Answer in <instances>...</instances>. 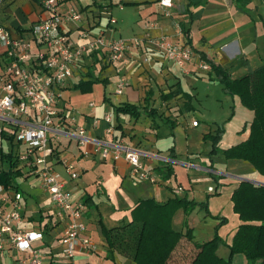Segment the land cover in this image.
<instances>
[{"label": "crops", "instance_id": "1", "mask_svg": "<svg viewBox=\"0 0 264 264\" xmlns=\"http://www.w3.org/2000/svg\"><path fill=\"white\" fill-rule=\"evenodd\" d=\"M172 2V7L165 9L159 0H59L61 11L74 7L81 12L79 22L63 28L71 45L81 44L80 33L88 31L107 39L167 37L192 52V58L179 67L159 50L143 44L130 48L125 57L114 64L107 61L105 50H98L85 54L75 63L71 78L60 89L57 119L62 121L63 129L59 135L49 133L53 150L50 163L61 174L66 190L75 194L74 199L70 195L73 203L83 202L84 197H88L91 206L86 207L84 215L85 235L94 246L77 252L71 264H134L118 249L112 251V260L107 258L108 246L99 221L106 229L120 228L130 223L131 210L138 201L154 200L163 204L174 197H186L198 203L206 201L209 214L199 208L186 217L182 209H177L171 218L172 230L184 233L186 221L193 242H205L214 237L217 228L223 245L217 248L216 255L227 260L229 245L243 223L233 211L232 195L242 182L264 186V177L245 161L197 153L193 147L195 142L205 144L203 137L213 131L210 123L201 125L198 121L196 127L192 126L193 117H188L196 110L192 104L195 95L205 94L209 99L227 96L203 60L220 66L234 80L264 65V0H250L248 14L236 10L233 0ZM46 16L36 0H5L0 5V25L15 38L29 39L30 28ZM111 18L115 24L109 22ZM46 53L40 42H32L31 59L26 67L33 73L42 72L35 68L36 60ZM4 54L5 48L0 44V73L6 61ZM205 64L207 69L202 67ZM86 80L94 81L90 92L74 89L78 82ZM121 80L126 85L122 93L117 94ZM182 94L189 96L191 110L185 109ZM122 104L148 105L159 117L153 119L141 114L133 118L116 113L114 107ZM106 114H111L110 123L103 120ZM164 119L169 120L172 128ZM27 120L28 117L23 116L20 121ZM93 120H96L95 125ZM200 120L204 123L203 118ZM0 127L7 136L3 137L0 149L8 154L9 136L15 127L5 120H0ZM77 127L86 130L89 141L84 146L78 144ZM248 135L249 130L228 148L244 142ZM90 141L111 146L109 156L104 159L95 153ZM119 147L138 151L140 163L155 177V182L133 177L124 151L118 159L113 157L114 149ZM15 150L22 151L23 146H15ZM64 162L72 166L77 174L75 179L66 173ZM166 165L172 170L167 180L158 173ZM19 180H24L31 188L38 183L39 196L23 191ZM15 184L22 195L25 229L42 232V238L34 241L33 246L42 251L43 264H70L62 256L60 244L67 220L56 217L48 192L41 188L36 177L25 172ZM177 187L181 192L175 194ZM210 187L213 191L208 190ZM193 253L191 242L184 238L174 251L182 262ZM23 256L8 247L0 252V264H20ZM231 260L233 264H247L242 254L233 255Z\"/></svg>", "mask_w": 264, "mask_h": 264}, {"label": "built area", "instance_id": "2", "mask_svg": "<svg viewBox=\"0 0 264 264\" xmlns=\"http://www.w3.org/2000/svg\"><path fill=\"white\" fill-rule=\"evenodd\" d=\"M5 0H0L1 3ZM46 18L34 24L29 30V39L13 37L11 32L0 25V44L5 48V65L0 73V120H5L15 127L14 142L23 146L17 154V159L31 176L39 180L41 188L48 192L55 208L58 219H66L65 231L60 238L61 254L70 264L77 252L93 249L91 240L85 235L86 224L84 215L86 206L82 202L73 203L70 193L65 188L64 180L50 163L53 150L49 144V133L59 135L63 123L58 118V103L60 89L73 74L75 63L85 54L105 50L107 61L110 64L121 61L127 51L142 44L159 50L167 60L183 67L191 58L190 48L172 42L167 37L107 39L103 35H93L88 31L80 33L82 43L71 45L63 28L66 24L79 22L81 12L74 7L61 11L57 0H36ZM161 7H172V0H159ZM115 24L114 19H110ZM152 26H155L152 24ZM151 27V26H150ZM32 42H40L46 49L44 68L40 73H33L27 63L31 59L30 49ZM146 61V59H145ZM207 69V65L202 66ZM125 81L118 84L116 93L121 94ZM28 120L22 122L21 117ZM73 121V118L71 119ZM104 122L110 123L111 114L103 117ZM96 120H93V125ZM198 122L193 120L191 125L196 127ZM0 127V146L3 141ZM108 132L110 129L107 130ZM79 146H84L89 139L84 127L76 128ZM94 144L95 153L107 158L111 146L98 141ZM130 166V174L139 180L155 182L151 172L144 169L139 161V152L129 148L114 149L113 157L122 156ZM66 173L71 179L77 174L72 166L63 163ZM213 191L212 187L208 188ZM181 192V188L174 189V193ZM42 238V232L27 230L24 227L22 195L20 192L8 191L0 185V252L6 248L24 254L20 264H43L44 256L40 249L33 246V242Z\"/></svg>", "mask_w": 264, "mask_h": 264}, {"label": "trees", "instance_id": "3", "mask_svg": "<svg viewBox=\"0 0 264 264\" xmlns=\"http://www.w3.org/2000/svg\"><path fill=\"white\" fill-rule=\"evenodd\" d=\"M67 1L71 0H63V2ZM249 3L250 0H233L235 9L245 14L250 11L247 8ZM46 57V54H42L37 58L38 66L35 67L37 70H43ZM203 61L208 65L211 75L221 85L223 93L232 98L236 97L243 107L253 112L248 138L240 144L222 151L219 148L222 130L217 128L213 135H205L203 139L210 138L212 144L209 156L220 154L227 160L245 161L264 177V65L251 70L242 79L234 80L220 66L207 60ZM93 83L92 80L80 81L74 89L87 93L91 91ZM182 96L185 99V109L191 110L189 96L186 94ZM114 110L116 113L127 114L133 118L141 114L153 119L159 117L156 110L149 109L148 105L139 107L122 104L114 107ZM163 121L170 124L167 119ZM170 125L172 128V124ZM10 135L8 154L0 149V185L5 190L20 192L15 180L24 172L29 173L19 163L17 154L20 151H16L15 146L20 145L14 144V134ZM2 137H7L3 130ZM158 173L162 179L167 180L172 175V170L167 166L160 168ZM212 176L217 180L215 175ZM232 202L234 213L243 223L238 227L229 245L230 256L227 260L216 255L217 248L223 245L222 239L216 233L217 228L214 237L205 242H193L186 221L183 226L184 233L172 230L171 218L177 209H182L186 217L196 207L209 214L206 201L198 203L186 197H174L163 204L154 200L138 201L131 210L130 223L120 228L106 229L99 221L101 233L108 246L107 258L112 260V251L118 249L130 257L134 264H233L231 257L235 254H242L247 264H264V186L242 182L234 191ZM82 203L86 207L91 206L86 196ZM183 238L191 242L194 249V253L185 262L178 260L174 255L176 247Z\"/></svg>", "mask_w": 264, "mask_h": 264}, {"label": "rangeland", "instance_id": "4", "mask_svg": "<svg viewBox=\"0 0 264 264\" xmlns=\"http://www.w3.org/2000/svg\"><path fill=\"white\" fill-rule=\"evenodd\" d=\"M192 104L195 107L193 114L188 117L193 120L201 121V125L210 123L212 131H216L217 128L222 130V135L219 141V148H228L229 145H234L236 139L242 135L248 134L249 123L252 120V113L243 107L236 98L226 96L225 98H211L209 99L205 94H201L192 98ZM203 118L204 123L202 120ZM244 129V131H242ZM213 132L210 135H213ZM205 144L203 142H195L194 149L197 153L203 155H209L212 144L210 138H207ZM220 155V154H219ZM18 183L23 191L32 193L36 197L39 196V185L36 183L34 188H31L27 184H24V180H19ZM70 195L74 199L76 196L68 189ZM45 196V195H44ZM206 197V196H205ZM46 198V196H45ZM196 210L199 207L195 208ZM56 219V218H55ZM34 221V219L32 218Z\"/></svg>", "mask_w": 264, "mask_h": 264}]
</instances>
